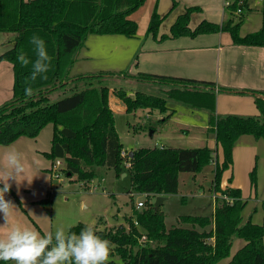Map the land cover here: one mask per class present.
<instances>
[{
	"label": "trees",
	"instance_id": "trees-1",
	"mask_svg": "<svg viewBox=\"0 0 264 264\" xmlns=\"http://www.w3.org/2000/svg\"><path fill=\"white\" fill-rule=\"evenodd\" d=\"M145 2L0 0V32L16 34L13 47L0 55V62L8 60L14 68L13 96L0 106V144H11L21 136L36 137L51 123L54 127L52 146L45 155L53 164L57 159L63 160L62 172L66 177L87 186L95 176V166L113 168L117 175L130 174L134 189L146 194V206L134 209L135 219L130 217L128 227L99 229L93 226L97 235L111 242L110 257L120 259V262L110 259L108 264H264V224L254 223L251 217L244 220L247 201L241 189L222 188L224 173L234 163L238 139L244 134L264 139V92H250L259 110L257 115L218 114L213 81L153 73L136 76L129 75L128 71L118 73L168 84L169 100L206 110L207 131L215 134L217 144L216 149L207 145L141 147L125 158L121 155L124 146L116 129L115 113L109 104L111 86L106 83V78L116 73L100 71L71 75L77 54L90 34L137 36L138 23L132 14ZM226 9L228 17L221 24L203 20L192 29L189 27L191 15L200 8L189 7L172 25L171 36L195 37L201 33L227 31L236 45L264 47V5L261 28L245 35L241 34V28L251 10L249 0H230ZM162 21L163 17L154 10L147 33L157 37ZM34 34L44 39L52 60L47 79L38 78L32 84L34 94L26 97L25 78L30 75L31 64L22 67L17 56L23 53L35 59L30 43ZM55 90L61 94L53 101L51 94ZM224 90L220 87L218 91ZM114 92L126 104L128 113H137L140 109L147 113L171 110L169 119L175 112L168 107L166 99L143 90L133 96L123 87L114 88ZM124 160L130 163L126 170ZM213 163V191L220 195L215 197L212 215H183L179 222L193 227L180 224L168 229L165 213L149 199L178 193L180 173L196 174ZM250 176L252 186L256 187V167ZM47 201L38 202L45 204ZM262 208L264 210V201ZM86 225L80 222L70 230L78 234ZM208 226L211 227L207 229ZM237 239H242L244 244L232 254ZM152 241L156 246L150 245Z\"/></svg>",
	"mask_w": 264,
	"mask_h": 264
},
{
	"label": "crops",
	"instance_id": "crops-1",
	"mask_svg": "<svg viewBox=\"0 0 264 264\" xmlns=\"http://www.w3.org/2000/svg\"><path fill=\"white\" fill-rule=\"evenodd\" d=\"M263 2L264 0H249L250 8L257 9V12L260 10L262 14L259 5ZM189 7L200 8V10L193 12L191 15L189 27L192 29L203 20L221 24L228 17L226 0H146L144 5L132 14V18L138 23L137 36L90 34L77 54L76 61L71 68V75L76 76L106 71L116 73L112 76L114 78L123 79L122 84H110L109 104L115 116L129 113L127 112L126 104L115 94L114 88L123 87L126 89L131 82L138 84L150 83L152 85L160 84L118 74L124 71H128L129 74L134 76L139 73H153L213 81L216 83L217 92L220 87H224L231 92L223 95L218 92L219 98H217L216 103L218 114L257 115L259 110L255 103V98L249 93L251 91L264 92V47L236 45L233 42L232 35L227 31L201 33L195 37L188 35L172 37V25L176 22L178 16L183 14ZM154 10L163 17L157 37L147 33ZM15 35L12 32H0V55L13 47ZM163 35L168 36L162 38ZM13 88V64L8 60H2L0 62V106L12 98ZM185 106L187 114L190 115L193 113L197 114L198 110H204ZM204 112L207 114H203V124L200 127L207 129L208 112L206 110ZM176 114L175 110L167 122L173 120ZM187 114L184 116L185 120L190 117ZM146 116L150 117V113H146ZM190 126L196 128L194 124ZM181 129L187 134L190 132V128ZM53 130V124L50 123L41 130L37 137L21 136L11 144H0V152L6 151L7 146H11L22 154L28 179L31 180L33 178L31 185L24 181L19 191H17L15 182H10L12 183L10 191L12 195L9 192L5 198L11 200L17 209L9 222L8 228L0 227V237H3L8 229L16 224L34 228L37 231L39 225L44 232L45 224L48 223V211L45 205L38 201L45 198V193L50 186L49 177L45 171L50 169V165L43 153L51 149ZM166 131H169V129L166 128ZM155 132H153V135ZM179 133H163V135L166 142L174 143L172 141L174 140L173 134ZM205 133L206 140L204 141L206 142L202 146L207 145L212 149H216L215 134L208 131ZM161 145L167 144L161 142ZM259 155H261L262 160L264 158V139L256 138L252 134L242 135L234 148L235 168L232 165L224 173L222 188L233 187L241 189L243 199L247 201L246 207L249 204L251 208L249 212L244 208L243 217H246V220L251 217L254 223L264 224L260 220L261 217L264 218V210L262 208L264 196L263 193L261 195L258 194L261 191V189L259 190L258 182L256 187L252 186L250 176L256 167L257 181L258 177L264 181V173L262 174L259 167ZM262 161L264 162V160ZM240 164L242 166L245 165V169L240 168ZM214 169L215 164H210L201 172L192 173L193 178L197 181L199 175L207 176L211 173V189H213ZM230 178H232L231 182L229 181ZM14 196L21 201V205L17 203ZM252 201L254 204H252ZM255 207H259V209L253 212ZM31 220L35 221L37 226ZM3 223V215L0 213V225H3ZM243 244L244 242L234 251L232 250V254Z\"/></svg>",
	"mask_w": 264,
	"mask_h": 264
},
{
	"label": "rangeland",
	"instance_id": "rangeland-1",
	"mask_svg": "<svg viewBox=\"0 0 264 264\" xmlns=\"http://www.w3.org/2000/svg\"><path fill=\"white\" fill-rule=\"evenodd\" d=\"M263 5L264 2L259 5V9H262ZM256 10L251 9L250 12L252 13L246 17L241 28L242 35L253 32L261 26L262 14L260 13V10L258 12ZM122 75L127 76L126 74ZM121 82H123V79H117L112 76L106 78V83L109 85H119ZM157 85L131 82L130 85H128L129 87L126 88L128 91L125 88L124 89L127 93L130 92L131 95H134L138 90H143L166 99L168 107L176 110V117L167 122L171 110H167L166 112L156 110L150 112V117H147V110L144 109H140L135 114H119L118 116H115L116 129L119 133L124 149L130 153L137 148L161 145V142L168 146L182 148L200 147L204 145L206 142L204 140H206L205 132H207V129L200 126L203 124L202 118L204 117L203 114L206 112H204V110H198L197 114H187L188 112L185 110V105L169 100L166 93L169 88L168 84L160 83ZM219 93L223 95L231 92L224 90ZM219 93L217 94V98H219ZM60 94L61 92L59 90L52 92L51 98L53 101L58 99ZM186 114L190 116L188 120L184 119ZM193 124L196 128L190 126ZM166 128H168L169 131H166ZM181 128H190V132L187 134ZM153 129H156L154 135L152 132ZM174 132H180V135L173 134L174 140L172 141H174V143L166 142L163 133ZM43 154L50 165L49 168H53L54 164L52 159L48 158L45 155V152ZM259 159V167L261 168V170H259L263 174L264 162L262 160H264V158L261 160V155H259ZM235 165L236 164L234 163V168ZM240 168L245 169V165L242 166L240 164ZM126 169L128 168L125 167V170ZM94 170L95 176L87 186L83 185L81 182L73 180L74 178L66 177L64 171L61 172L60 178H56L55 176L52 177V170H45L49 177L50 186L45 193L44 198L48 199L47 203L44 204L48 211V223L45 224L44 232L39 225V229L37 227L42 235L50 231L54 232L58 227L71 229L72 226H75L80 222L95 226L99 229H111L119 226L128 227V220L130 217L134 216V209H138L136 206L137 202L139 200H147L146 194L134 189L131 176L128 172H123L120 175H117L113 168L107 166H95ZM124 174L126 175L124 176ZM257 182L259 190L261 189L258 194L261 195L263 193L264 196V181L258 177ZM211 185V173L207 176L199 175L198 180L195 181L192 173L182 172L179 178V192L166 196V199L160 206L161 210L165 213L166 227L169 229L180 224L188 228L193 227L188 223H181L178 221V218L183 215L211 216L215 208L214 198L220 195L211 189ZM129 191H131V193H129ZM16 196H14L15 200L21 205V201L16 199ZM157 197L158 196H152L149 200L155 205ZM252 204H254L253 201ZM245 208L247 212L251 209L249 204L247 207L245 206ZM257 209H259V207H255L253 212ZM244 220H246V217H244ZM260 220L261 223H264L263 217H261ZM33 223L35 225L37 224L35 221ZM210 227L211 226H208L207 229ZM197 229L201 228L197 227ZM243 242V240L237 239L234 243L233 251ZM150 245L156 246V242L152 241L150 242ZM110 259L120 262L118 257H110Z\"/></svg>",
	"mask_w": 264,
	"mask_h": 264
},
{
	"label": "clouds",
	"instance_id": "clouds-1",
	"mask_svg": "<svg viewBox=\"0 0 264 264\" xmlns=\"http://www.w3.org/2000/svg\"><path fill=\"white\" fill-rule=\"evenodd\" d=\"M35 59H29L21 53L17 60L22 67L31 64V72L25 78L24 94L31 97L34 94L32 84L37 79H47L51 67V56L48 54L44 39L38 35L31 37ZM28 179L27 169L22 154L7 146L0 152V213L3 215V225L8 228L9 222L17 209L16 205L5 198L11 191L12 181L17 191ZM113 246L107 239L96 234L93 226L86 225L78 234L70 228L58 227L54 232L41 234L34 228L16 224L0 237V261L4 264H108Z\"/></svg>",
	"mask_w": 264,
	"mask_h": 264
},
{
	"label": "built area",
	"instance_id": "built-area-1",
	"mask_svg": "<svg viewBox=\"0 0 264 264\" xmlns=\"http://www.w3.org/2000/svg\"><path fill=\"white\" fill-rule=\"evenodd\" d=\"M230 4V0H226V6ZM121 155L125 158L129 156V152L127 150H123ZM125 166L128 168L130 167V163L127 160H124ZM62 167H63V160L62 159H57L56 162L54 163V166L52 168V176H55L56 178L61 177V172H62ZM138 209H142L143 207L146 206V200H139L136 204ZM143 240L146 239L144 236L142 238Z\"/></svg>",
	"mask_w": 264,
	"mask_h": 264
},
{
	"label": "water",
	"instance_id": "water-1",
	"mask_svg": "<svg viewBox=\"0 0 264 264\" xmlns=\"http://www.w3.org/2000/svg\"><path fill=\"white\" fill-rule=\"evenodd\" d=\"M133 96V95H132ZM130 155H133V151L132 152H130L129 153ZM125 175V174H124ZM165 195H159L158 197H157V202H156V204H155V207L158 209L160 206H161V204L163 203V201L165 200Z\"/></svg>",
	"mask_w": 264,
	"mask_h": 264
}]
</instances>
